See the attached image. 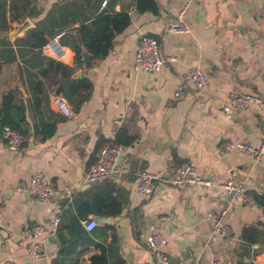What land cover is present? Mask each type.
Wrapping results in <instances>:
<instances>
[{"label": "crops", "instance_id": "0c3cea01", "mask_svg": "<svg viewBox=\"0 0 264 264\" xmlns=\"http://www.w3.org/2000/svg\"><path fill=\"white\" fill-rule=\"evenodd\" d=\"M55 1L36 0L42 8L39 17ZM154 1L155 12L137 11L133 0H116L112 5L113 10H126L129 22L113 35L105 56L89 59L87 65L83 62L76 69L90 81L91 90L73 115H64L50 99L59 73L43 78L53 112L45 109L43 116L56 119L50 137L41 139L30 131L18 151L8 149L0 139V264H50L60 248L59 238L55 233L54 239L42 236V252L30 256L28 228L54 214H63V223L78 219L81 226L83 218L108 217L106 223L97 222L92 232L85 231L91 241L82 240L71 251L70 264H89L90 255L98 253L100 245L110 243L112 235L115 255L122 264H163L152 259L142 242L151 224L157 225L166 239L165 264L178 260L208 264L212 255L223 264H264V250L254 252L260 243H247L240 236L242 227L250 223H259L264 229V205L255 200L228 202L221 187L230 181L231 168H236L233 173L247 190L264 198V154L255 158L235 149L223 154L216 151L224 140L255 145L263 132L261 104L249 102L241 109L229 105L233 93L264 98L261 0ZM178 11H182L187 31H165L167 18ZM29 19L34 25V19ZM141 35L154 37L161 52L172 60L153 72L134 70L132 56ZM58 36L54 37L57 41ZM15 39L6 40L15 48ZM58 43L62 49L59 57L44 49L42 53L73 66V50ZM21 66L19 57L0 65V98L4 91L13 89L19 98L31 100L32 91L20 78ZM189 66L204 72L206 89L195 91L193 84L183 79ZM176 89L183 95L175 98L172 92ZM32 119V111L27 109L29 126ZM118 128H124L133 140L122 145L119 155L126 172L108 178L113 181L112 195L120 202V209L115 215H102L98 212L110 206H104L95 193L102 195L107 182H86L83 171L94 158L97 140L111 138ZM183 161L191 163L208 185L170 184L174 167ZM141 170L159 176L148 194L138 193L134 186V177ZM34 174H43L51 182L54 194L49 202L16 191L18 183ZM65 187L72 190L69 198L61 194ZM219 205L227 207L229 231L225 237L210 241L209 214ZM69 227L63 233L67 234ZM70 232L76 235L77 229L72 227Z\"/></svg>", "mask_w": 264, "mask_h": 264}, {"label": "trees", "instance_id": "16d2710c", "mask_svg": "<svg viewBox=\"0 0 264 264\" xmlns=\"http://www.w3.org/2000/svg\"><path fill=\"white\" fill-rule=\"evenodd\" d=\"M102 1L56 0L43 16L39 17L42 8L37 5L36 0H0V34L10 29L14 22H21L25 18L34 19V25L23 36L13 41L15 48L8 40L0 37V65L19 57L22 63L20 78L32 91V98L28 102L19 98L18 93L13 89L2 93L0 98V133L4 125L16 128L26 136L30 131L33 135L39 134L41 139H46L54 133L56 119L43 116L45 109L53 113L48 106V90L43 82V78L51 72H58L60 76L53 92L64 97L73 111L79 109L91 90V83L86 77L73 76L76 69L83 63L82 52H87L90 59L102 58L109 49L113 35L121 31L129 22L126 10H113L112 5L116 0H104L101 5ZM133 3L137 11H156L157 5L154 0H133ZM57 34H59L58 41L61 44L69 45L73 50V66L42 53L43 45ZM87 64L88 62L85 63V65ZM41 104L42 107H40ZM27 109L32 111L31 126L26 120ZM132 140L133 136L127 134L124 128H118L111 138L97 140L95 152L104 145L117 143L125 145ZM102 181L107 182V185L103 188L102 195L95 193V198L104 201L103 205L110 206V209H104L98 213L115 215L120 209V202L115 201V196L112 195L115 192L113 181L110 179H102ZM254 200L264 205L262 196L254 194ZM64 217L63 214L60 215L54 232L60 240V248L50 264H70L71 251L82 240L91 241L78 219L68 224L63 223ZM66 227H69L67 234L63 233ZM72 227L77 229L76 235L71 234ZM92 229L89 232H92ZM240 236L247 243H260L259 248L254 252L260 248L264 250V229L261 224L250 223L243 226ZM99 249L98 253L90 255L89 264H122L115 255L113 235L110 243L100 245ZM239 264L252 263L245 261Z\"/></svg>", "mask_w": 264, "mask_h": 264}, {"label": "built area", "instance_id": "2783aa9c", "mask_svg": "<svg viewBox=\"0 0 264 264\" xmlns=\"http://www.w3.org/2000/svg\"><path fill=\"white\" fill-rule=\"evenodd\" d=\"M103 3L104 0L100 4L103 5ZM261 14L264 21V0H261ZM164 29L165 31L172 32L187 31V25L182 19V11H178L176 14L168 17ZM42 49L51 52L56 57H59L62 53V49L54 37L44 44ZM170 60H172V57L166 56L161 52L157 40L154 37L141 35L135 43L131 65L134 70L153 72L158 70L164 62ZM183 79L190 81L195 91H201L208 87L204 72L196 66L186 67L183 72ZM172 95L177 98L182 96L183 93L181 90L176 89L172 92ZM50 99L64 115L71 116L74 114L72 107L60 94L52 93ZM249 102H256L264 108V98L252 93H233L229 97V105L234 108H245ZM0 139L12 151L20 150L27 142V136L25 134L9 125L2 127ZM121 149L122 145L119 143L99 147L95 152L93 161L83 171V180L86 182H94L113 178L126 172V166L119 160ZM230 149L250 153L255 158H259L264 154V127L262 135L255 145L241 140H224L218 145L216 151L219 154H223ZM157 181H159L157 173L141 170L134 177V186L138 193L148 194L153 190ZM168 181L174 185L182 183L208 185V181L199 177L193 165L187 161L180 162L174 167V171ZM221 187L228 202L238 200L241 203H249L254 200V193L248 191L244 183L240 180L224 182L221 184ZM15 189L19 193H27L34 196L42 203L49 202L54 194L51 182L43 174L32 175L27 181L18 183ZM71 193L72 190L70 187H65L61 190V194L65 198H69ZM226 213L227 207L219 205L209 214L211 226L208 238L210 241L221 239L227 235L229 228L226 222ZM58 220V215L54 214L46 222H36L30 225L28 228L29 240L27 242V252L30 256H36L42 252L41 237L54 233ZM81 224L85 231H89L97 225V221L93 217H87L81 219ZM165 240L160 228L155 224L149 226L148 233L142 238L144 246L156 263L165 264L168 261L167 254L163 249ZM175 264L194 263L178 260ZM208 264L223 263L212 255L208 259Z\"/></svg>", "mask_w": 264, "mask_h": 264}, {"label": "water", "instance_id": "95a60500", "mask_svg": "<svg viewBox=\"0 0 264 264\" xmlns=\"http://www.w3.org/2000/svg\"><path fill=\"white\" fill-rule=\"evenodd\" d=\"M33 26L31 20L29 18H25L23 21L21 22H17L14 23L12 25V28L10 31L8 32H3L0 34V37L5 38V39H15L16 37H18L19 35H23L26 33V31L28 29H30ZM90 59V55L83 51L82 52V60L83 62H86ZM73 76L79 77L80 76V71H76ZM236 168H231L230 170V180L235 181L240 179L238 176H235L233 172H235ZM63 204V200L60 201V205ZM97 222L99 223H106L108 221V217H99V216H95L94 218ZM51 239H54V233H50L48 235ZM6 264H11L9 262H7Z\"/></svg>", "mask_w": 264, "mask_h": 264}]
</instances>
